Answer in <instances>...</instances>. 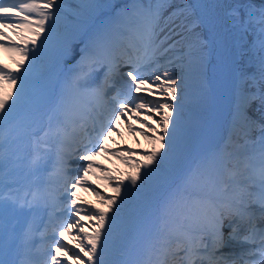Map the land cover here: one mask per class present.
<instances>
[{"label":"snow or ice","instance_id":"obj_1","mask_svg":"<svg viewBox=\"0 0 264 264\" xmlns=\"http://www.w3.org/2000/svg\"><path fill=\"white\" fill-rule=\"evenodd\" d=\"M79 7L69 29L63 0H0V48L21 56L16 70L0 64V264H264V3L232 5L223 18L214 11L219 6L204 0H126L118 7L114 0H83ZM224 18L241 41L251 37L239 53L249 55L251 68L236 69L228 136L199 155L146 225L151 192L168 182L216 118L209 57ZM46 56L64 67L42 116L30 82ZM157 95L164 99H149ZM122 118L149 140L150 151L108 147ZM51 152L68 193V216L49 217L38 247L36 215L52 208L38 178ZM102 153L134 169L123 179L97 177L114 185L107 197L86 179L95 170L110 172L96 162ZM72 159L84 162L76 175ZM24 160L22 182L16 168ZM81 186L107 210L78 204ZM65 233L70 243L60 239Z\"/></svg>","mask_w":264,"mask_h":264},{"label":"bare ground","instance_id":"obj_2","mask_svg":"<svg viewBox=\"0 0 264 264\" xmlns=\"http://www.w3.org/2000/svg\"><path fill=\"white\" fill-rule=\"evenodd\" d=\"M83 2V0H63L64 3V14L65 18L69 16L70 14H73L74 12H79L80 5ZM205 3L209 5H216L219 7H216L214 11L218 13L222 18L224 13L227 11L228 8H230L232 5L240 4V3H249V2H255L256 4H262L264 3V0H204ZM9 34L12 36L13 40H18V37H16L10 29H5ZM209 38V37H208ZM212 40V47H211V54H210V68L212 71H209V76L211 77L212 81V87L214 89L215 93V114L216 118L214 122L208 127V129L205 132V135L200 138V142L195 147L196 153L201 154L204 151H210L213 150V142L218 141L228 130V112H229V106L230 101L232 97L233 88L235 86L236 82V61L239 56V50L238 46L236 44V38L229 28V23L226 18L223 19L222 25L217 29L215 33L211 36ZM5 51V49H3ZM8 55L12 56L14 59H18V56L15 52L11 51H5ZM13 95H15V91L12 92ZM136 95H146L145 93H137ZM149 99H158L163 100L164 97L157 95L155 97L149 96ZM217 107H219L217 109ZM143 118V117H142ZM155 118V117H154ZM134 119V120H133ZM131 124L136 128L143 127L142 124L138 123L135 117H131ZM117 129L119 130L118 134L117 132H113L112 136L109 138L108 147L110 149H127L130 148L132 150L138 151V152H146L150 151L153 147V145L149 142L148 139L145 138L144 135L137 132L133 134L128 130V124L127 122L122 118L119 123L116 125ZM147 130V129H145ZM122 134V135H121ZM133 140L130 141L132 139ZM139 141V143H137ZM19 142H17L18 144ZM137 143V144H136ZM16 145H12L13 148H18ZM131 144V145H130ZM216 147V146H215ZM120 155H127V152H120ZM105 158L100 161V165H105L107 168L113 170L109 173H102L99 170L96 171V175H89L86 177L88 182L95 187L99 184L103 191H105V194L101 193L105 197L111 196L115 194L113 192L114 185L105 180V179H97L98 176L103 175H113L118 178L123 179L124 175L128 176L132 174L131 169L129 165H126L122 160L118 159L116 156H112L110 154H104ZM99 159V157H98ZM134 159L138 160H144L145 157L143 155H138L134 157ZM73 161V160H72ZM77 161V160H74ZM79 161V160H78ZM73 163V162H72ZM80 164V163H78ZM82 164V163H81ZM182 163L179 162L177 165H179L177 168L178 170H175V168L171 171L168 177V182L159 189V191L151 192L150 196L148 197L149 200V207L145 212V218L151 217L152 213L155 211L156 202H162L164 197L167 196V194L170 191H173L174 184L177 186L182 181V174H184V171L179 170L180 165ZM80 166L71 167L74 171L78 169ZM129 167V169L127 168ZM42 174V171L40 170L39 175ZM177 174V175H176ZM28 175V166H27V160H24L19 164V166L16 168V176L18 179H23L25 181V176ZM76 175V172H75ZM123 175V176H122ZM176 175V176H175ZM29 180L34 179L33 177H28ZM55 183H57L59 188L63 187L60 177L58 176V179L55 180ZM127 183V181H125ZM105 189V190H104ZM76 190L80 191V197L77 198L78 204H85L88 207L93 208H105L107 210L106 205L102 204L100 201V197H97L93 190L86 187H78ZM68 193L66 192L63 196V198H67ZM85 198V199H82ZM160 199V201H157V199ZM62 202H56L57 206H61ZM68 214L66 215L65 219H67ZM64 219V218H63ZM62 219V220H63ZM80 219L84 220L85 223H89L87 221V217L81 215ZM154 221V220H152ZM86 231L91 232L92 229L89 227L86 229ZM65 235H68L65 233Z\"/></svg>","mask_w":264,"mask_h":264},{"label":"rangeland","instance_id":"obj_3","mask_svg":"<svg viewBox=\"0 0 264 264\" xmlns=\"http://www.w3.org/2000/svg\"><path fill=\"white\" fill-rule=\"evenodd\" d=\"M64 23H68V21H67V18H66V21H64ZM234 30V29H233ZM197 31H200L203 35H204V33L205 34H207V35H209L208 34V32H207V30H205V29H203V28H200V29H197ZM234 32H235V34H236V36H237V38H238V44H239V50H241V46H243V49H244V51L245 52H247V46H249V41H250V39H251V37H246L243 41H241L240 40V38H239V34L234 30ZM17 54V53H16ZM17 56H18V60H16V59H14L12 56H10V55H8L4 50H2L1 48H0V59H4V60H7V61H10L9 63L10 64H12V65H18V62L21 60V56L19 55V54H17ZM242 56V58H243V55H241ZM246 56V55H245ZM76 58H78V57H74L73 59L75 60ZM48 59L52 62V59L50 58V57H48ZM15 61H17V62H15ZM25 64H27L28 63V61H23ZM73 63H74V61H73ZM212 71H213V68H212ZM219 107H217V109H218ZM134 120V119H133ZM203 133V129L201 130V132L199 133V134H202ZM199 134H198V136L196 137V138H198L199 137ZM133 140V136H132V139L130 140V141H132ZM196 142H197V139H195V141H194V144L193 145H195L196 144ZM109 143V142H108ZM137 144V143H136ZM131 145V144H130ZM128 149V148H127ZM191 150H192V148H191ZM190 150V151H191ZM187 156V155H186ZM186 156H185V158L182 160V161H180L182 164L180 165V168L183 166V164H184V162H185V159H186ZM100 157H102L103 158V160H104V158H105V156L103 155V153L100 155ZM102 160V159H101ZM101 160H99V161H101ZM179 165H176V167H175V170H178V167ZM128 169H129V167H127ZM179 168V169H180ZM109 169V168H108ZM110 171H113V170H111V169H109ZM131 171H132V174H133V172H134V169H131ZM123 176V175H122ZM124 177H126L125 175H124ZM96 185H98V187L96 186V188H98L99 189V191L101 192V193H103V194H105V191H103L102 189H100V188H102L99 184H96ZM100 187V188H99ZM105 190V189H104ZM114 195V194H113ZM77 198H81L80 197V191L77 193ZM82 199H85V198H83L82 197ZM81 215H83V216H85L84 215V213L82 212L81 213ZM86 217V216H85ZM63 240L66 242V243H70V241H71V237L69 236V235H65L64 237H63Z\"/></svg>","mask_w":264,"mask_h":264}]
</instances>
